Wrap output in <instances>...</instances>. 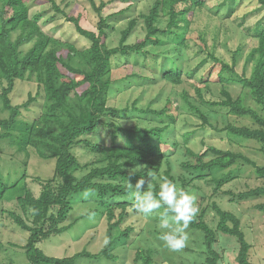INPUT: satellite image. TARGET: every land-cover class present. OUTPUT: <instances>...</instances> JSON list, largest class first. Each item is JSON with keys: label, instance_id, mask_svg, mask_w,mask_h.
<instances>
[{"label": "trees", "instance_id": "trees-1", "mask_svg": "<svg viewBox=\"0 0 264 264\" xmlns=\"http://www.w3.org/2000/svg\"><path fill=\"white\" fill-rule=\"evenodd\" d=\"M88 1L99 18L96 31L84 28L81 16L68 11L73 5L70 0H47L54 13L49 17V11L32 13L28 0H0V212L28 233L26 244L20 247L28 264H126L132 250L134 264H159L156 257L161 256L160 251L137 246L146 228L142 224L138 229L131 219L141 217L159 224L166 209L162 207L147 217L137 213L134 189L129 183L135 187L144 179L146 190L158 195L165 178L178 189L200 196V204L194 203L195 214L185 231L187 235L197 231L203 236V258L197 264H232L229 253L237 264H254L250 260L252 245L243 230L246 213L242 204L260 201L252 206V211L264 214V165L239 151L211 145L196 152L189 144L199 130L211 129L224 134L230 143L256 144L264 157V16L240 34L239 46L229 63L216 55L219 31L213 33L212 48L207 31L199 35V44L188 37L191 16L205 10L214 15L207 8L210 0H154L148 12L128 20L116 47L107 43L109 32L115 31L110 21L131 7L105 17L104 11L117 2L132 0L99 4ZM245 2L257 4L255 13L264 12V0H225L218 10L226 8L224 17L231 19ZM57 15L73 25L89 46L79 48L46 33L43 26L54 22ZM248 16L244 15L243 22ZM141 24L145 36L130 43ZM225 24L232 31L230 24L234 23ZM249 38L253 45L240 71L238 63ZM190 50L193 57L189 56ZM123 62L134 70L116 80L114 73ZM128 79L145 82L140 87L146 90L161 81L170 85L163 107H153L161 95L147 106H139V98L115 106L113 99L121 92L115 86ZM187 82H193V92L182 88ZM23 83H29L36 92L30 90L27 101L21 103L14 95ZM126 85L130 89L129 82ZM235 86H240L236 95ZM174 95L176 101L172 99ZM39 98L40 114L33 120L24 119L22 110L29 111ZM129 114L152 116L156 125L127 128L119 121ZM182 114L196 118L200 125L182 132L181 141L167 139L166 134ZM220 117L227 120L222 128L217 126ZM230 117L251 123H232ZM103 127L108 128L110 144L88 139ZM5 146L16 153L6 155ZM76 147H82L90 160H79L74 153ZM17 154L25 159L19 160ZM33 155L56 161L51 178L30 177L27 167ZM19 164L25 167L24 172H16ZM250 168L261 185L236 190L233 183L242 180ZM7 174L13 175L10 183L4 180ZM30 179L41 187L39 195L30 187ZM205 188L211 190L210 195ZM87 190L94 194L85 201H96L97 208L79 219L100 213L107 220L108 244L95 254L84 249L64 258L46 255L40 243L75 225L64 223L73 210L74 198ZM207 201L210 202L205 204ZM224 201L239 207L230 209L221 205ZM211 212L215 213V225L209 219ZM155 232L161 237V232ZM221 236L231 238L236 245H226ZM200 241V237L191 236V243ZM0 248L4 246L0 244ZM182 249L183 259L174 264L190 262L187 257L195 252L190 245Z\"/></svg>", "mask_w": 264, "mask_h": 264}, {"label": "rangeland", "instance_id": "rangeland-1", "mask_svg": "<svg viewBox=\"0 0 264 264\" xmlns=\"http://www.w3.org/2000/svg\"><path fill=\"white\" fill-rule=\"evenodd\" d=\"M57 1L61 2L62 0ZM70 1L73 2V5L68 11L74 16H81V25L84 28L91 31H96L99 18L96 13L92 10L89 1ZM101 1L107 2L109 0H96L98 4ZM224 1L225 0H210L208 2L207 8H211L213 10V16H211L207 10L191 16L190 20L192 21V24L188 37L191 38L194 43L199 44V35L207 31L208 45L212 48V46L214 45L213 33L219 31L218 41L216 43L217 47L215 50L216 55L224 58L229 63H232V52L236 51L239 46L240 34L242 35L245 29L253 27L264 16V12L255 13L253 10L254 8H256L257 4L245 2L240 7L241 9L237 10L236 13L233 14V17L231 19H225L224 15H226L227 12L226 8H223V10L222 8L221 10H218V6L224 3ZM28 2L32 7V13L49 11V15L47 17L52 16L54 14L50 9V5L47 0H28ZM153 2L154 0H132L129 3L117 2L106 8L103 14L104 17L119 13L120 11H124L131 7L126 11L124 15H117V17L113 18L110 21V23L115 27V31L109 32V38L107 41L108 45L110 47H116L120 39V33L126 27L128 20L137 17L140 13L148 12ZM215 12H217V14H215ZM247 14H249V16L243 22V17ZM228 21H232L234 23L230 24L233 33L232 31H230V29L226 27L225 23H227ZM43 30L57 39L75 43L79 48L89 46L88 40L78 35L73 25L68 23L64 18L60 17L59 15L56 16V20L54 22L44 25ZM144 36L145 31L143 28V24H141L139 27H137L134 35L130 39V43H136L139 39H142ZM251 40V38L247 40V49L244 53V56L241 58V60H239L238 67L240 71L245 65V57L252 48L253 43ZM189 56L193 57L194 52L190 50ZM197 61L198 60H196L194 63H196ZM121 64V69L117 70L114 73V77L116 80L131 74L134 70L132 65L124 66L126 65L124 64V62ZM210 65L211 62L207 64L205 70L209 68ZM128 82L130 85V89L127 88L128 86L126 85ZM130 82H134V84H131ZM192 83L193 82H187L185 87L182 88L188 89L193 92V88L191 87ZM141 84H145V82H142L140 80H136L135 82L134 79H128L126 82L121 83V85L116 84L115 90H121V92L119 91V93H117V95L115 96V99H113V101H115V106L121 107L122 105H125L129 100L133 101L137 98L140 99L139 106H147L150 101L154 100L156 96L161 95V98L159 97L156 101H154L153 107L162 108L164 103L166 102L167 96L171 91L170 85H167L165 82L161 81L158 84L153 85V87H148V89L146 90L144 86L140 87ZM124 85H126V89ZM137 86L140 88H137ZM235 87L237 90L234 91V94L236 95L237 91H240V86ZM30 90H33V88L29 83L20 84L14 96H16L19 102L23 103L27 101L28 92ZM33 91L35 93L36 89H34ZM172 99L176 101V96L174 95ZM41 103L42 99L39 98V101L34 103L29 111L22 110L24 119H35L40 114ZM153 118L154 117L152 116H139L138 114H129L122 116V119H120L119 122L127 128H132L136 125H140L141 127H151L152 125H156V123L153 122ZM218 119L219 120L217 122V126L219 128H222L224 126L225 121L227 120L226 118L224 119L221 117ZM228 120L236 124L242 123L245 125H250L251 123L249 120H241L233 117L228 118ZM213 124H216V122L213 121ZM198 125H200L199 120L182 114L177 124L173 128H171L170 131L166 134V138L169 140L171 139L181 141L182 132L184 133L186 131H190L191 128L194 129ZM107 130V127H103L99 129L96 134L88 136V139L90 141L100 140L101 142L110 144L111 140L109 138L110 136ZM120 138L123 139L122 137H119V139ZM119 139L118 142H121L122 140ZM189 145L196 152L204 151L206 149V146L211 145L217 146L224 150L239 151L254 159L258 165H264V157L260 156V153L257 149L258 146L256 144L252 142L244 143L242 146L233 144L226 139V136L224 134H220L219 132H216L211 129L203 131L199 130L198 133L192 137ZM5 151L6 155H12L16 153V151L10 148L9 146H5ZM74 153L82 162H87L88 160H90V156L85 153L82 147H76L74 149ZM18 159L23 160L25 159V157L21 154L18 155ZM55 165V160L44 161L39 159L37 156L33 155L30 159L27 171L30 177H39L42 180H47L54 175ZM19 166H21V168ZM19 166L15 169L17 170L16 172L20 170L24 172L25 167H22V164H19ZM11 173L15 172L13 171ZM244 178L238 182L233 183L236 190L244 191L248 189V187L255 188L261 185V182L255 178V171L252 168L245 171ZM4 180L8 183L9 181L13 180V175L9 177V175L7 174ZM28 182L30 187L36 193V195H39L41 187L37 186L35 182L32 181V179H30ZM205 189L207 191V194L210 195L209 192L211 190L208 188ZM193 195L195 196L194 203L199 205L200 196H197L196 193H193ZM90 197L91 195L85 197L84 193H81L74 198L73 210L71 211L64 225L68 226L73 223H75V225H73L72 228L69 229L67 232L58 236H53L49 240L40 243V248L45 252L46 255L55 258H64L80 253L84 249H87L89 252L95 254L101 251V249H103L104 246L108 244V241L105 237L107 229V220L102 218L100 213H94L91 216L79 219L81 216H84L97 208V204L95 203L96 201H85ZM209 202L210 201H207L205 204ZM259 202L260 201H250L249 203L242 204V211L246 213L243 219V230L245 232L247 241L252 245V249L250 251V260L254 264H264V214L259 213L257 211H252V206L256 205ZM221 205H224L230 209L233 208V210L234 208L239 207L236 205L235 207L234 205H231L226 201L222 202ZM1 207L2 205H0V208ZM7 207L10 206H6V208ZM239 211H241L240 208L237 209V212ZM214 215L215 213L211 212L209 215V219H211L213 224L215 225ZM139 218L135 217L131 219L132 223L136 224L138 229H141L142 224L146 228L144 235L139 238L140 240L137 242V246H142L145 248L151 247L155 250L160 251L161 256L156 257V261L159 264H164L165 262L166 264H174L176 260L183 259L182 252L184 249H182L181 253L179 251L170 250L167 247L166 243L160 238V236L156 234L155 231L161 233L165 231L161 230L158 227L159 224L155 223V221L153 220H145L141 217ZM207 222L210 223L209 221ZM173 226L175 227V225ZM192 235L200 237L201 241L196 244L191 243L190 239ZM187 236L188 240L185 246L190 245L195 252L187 257L190 262H185L184 264H197V261L201 262L203 258V236L197 231L188 232ZM27 238L28 233L24 232L18 226L14 225L11 220L7 217V215L1 214L0 212V244L4 246V248H0V264H10L11 261L13 262L12 264H28L25 253L20 248L21 246L26 244ZM221 240H224V243L226 245H229L230 247L233 246V243H235L236 245V242L229 237L221 236ZM229 260L232 262V264H237L233 261L234 256L232 253H229ZM133 261L134 250H132V252L127 256L126 264H134ZM200 262L198 264H200ZM229 264L231 263L229 262Z\"/></svg>", "mask_w": 264, "mask_h": 264}, {"label": "clouds", "instance_id": "clouds-1", "mask_svg": "<svg viewBox=\"0 0 264 264\" xmlns=\"http://www.w3.org/2000/svg\"><path fill=\"white\" fill-rule=\"evenodd\" d=\"M135 171L132 175H135ZM134 189V205L137 213L145 217L162 207L163 212L158 227L162 232L161 239L172 251H179L185 247L188 236L185 229L190 224L195 214V196L183 189H178L176 184L166 178L159 186L158 195L145 188V180H139ZM92 190H87L84 195H93ZM171 214V215H170ZM175 225V227L173 226Z\"/></svg>", "mask_w": 264, "mask_h": 264}]
</instances>
